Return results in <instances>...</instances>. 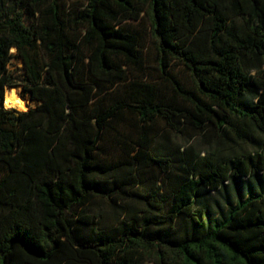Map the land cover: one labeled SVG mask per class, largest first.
I'll use <instances>...</instances> for the list:
<instances>
[{"label": "trees", "instance_id": "1", "mask_svg": "<svg viewBox=\"0 0 264 264\" xmlns=\"http://www.w3.org/2000/svg\"><path fill=\"white\" fill-rule=\"evenodd\" d=\"M71 1L0 0V264H264V0ZM18 86L34 108H6Z\"/></svg>", "mask_w": 264, "mask_h": 264}, {"label": "rangeland", "instance_id": "2", "mask_svg": "<svg viewBox=\"0 0 264 264\" xmlns=\"http://www.w3.org/2000/svg\"><path fill=\"white\" fill-rule=\"evenodd\" d=\"M79 1L81 3L84 2V0H79ZM77 4L78 3L76 2L73 3L71 0H66L67 8L71 9L72 7H76ZM12 52L15 53V50H13ZM143 53L145 57V63L143 64V69L141 70L145 73V75L147 74L148 77H156L157 75L156 63L151 51V44L148 41L145 44ZM22 67H23L22 61L17 56H15L9 63L8 69L18 80L23 74ZM137 72L140 71H136V73ZM174 74L182 82H185L187 80V74L182 68H177L174 71ZM9 89L10 88H7L6 92ZM13 89H15L18 97H20L26 104L27 107L26 110L29 108H34L36 106V103L31 101L28 95L24 96L21 86L13 87ZM168 94H170V90H168ZM171 137L176 139L184 147L192 145L195 148V151L201 156H208L209 153H212L214 150H217L216 154L218 156H220L221 158H227L232 156V152L239 150V146L237 143L228 142L225 139L221 141L220 138H218L216 135L212 133L197 134L196 132L189 130L188 132H183V134L171 133ZM246 149H250V148L246 146ZM240 185L244 186L245 187L244 189L247 188L246 181H242ZM237 194H238L237 185L235 181L230 180L226 183V185H224L220 189V191H211L206 195L207 204L211 206L213 213L215 212L216 214H219L221 211L217 207V205L221 204L223 206L229 198L235 201ZM121 204H123V202H121ZM88 211L90 213H95V214L102 213L101 223H103L104 225L112 226L117 223L116 211L113 207L110 206V204L107 201L95 200L90 205V210ZM177 229L182 230V226L178 225Z\"/></svg>", "mask_w": 264, "mask_h": 264}, {"label": "bare ground", "instance_id": "3", "mask_svg": "<svg viewBox=\"0 0 264 264\" xmlns=\"http://www.w3.org/2000/svg\"><path fill=\"white\" fill-rule=\"evenodd\" d=\"M13 50L14 49H12V51ZM4 104L6 108H16L19 111H23L27 108L24 101L20 97H18L17 92L13 88L9 89L6 92Z\"/></svg>", "mask_w": 264, "mask_h": 264}, {"label": "water", "instance_id": "4", "mask_svg": "<svg viewBox=\"0 0 264 264\" xmlns=\"http://www.w3.org/2000/svg\"><path fill=\"white\" fill-rule=\"evenodd\" d=\"M10 88V87H9ZM11 89V88H10Z\"/></svg>", "mask_w": 264, "mask_h": 264}]
</instances>
